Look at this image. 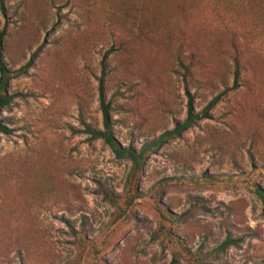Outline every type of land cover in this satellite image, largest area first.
<instances>
[{"label":"rangeland","instance_id":"obj_1","mask_svg":"<svg viewBox=\"0 0 264 264\" xmlns=\"http://www.w3.org/2000/svg\"><path fill=\"white\" fill-rule=\"evenodd\" d=\"M2 31L10 71L40 51L0 116V264H264V0H0ZM100 81L137 151L188 95L225 94L148 157L138 191L168 186L128 211L131 163L83 131L103 130Z\"/></svg>","mask_w":264,"mask_h":264},{"label":"trees","instance_id":"obj_2","mask_svg":"<svg viewBox=\"0 0 264 264\" xmlns=\"http://www.w3.org/2000/svg\"><path fill=\"white\" fill-rule=\"evenodd\" d=\"M5 36V32H0V116L4 110L9 109L14 100V95L8 94V87L11 80L16 79L22 75H25L26 71L31 67L33 61L36 59L38 52L37 50L30 58L29 62L22 68L16 71H10L4 60H3V44L2 40ZM238 79V69L235 73V83L233 87H236V80ZM99 95H100V109L102 112L103 118V130H92L90 128H86L84 133L89 136V141H102L114 154V156L119 160H128L131 163V171L129 177L127 179L125 185V200H124V210L128 211L133 203L137 200L149 198V200L153 201L156 199L157 193L159 189H163L168 186V182L166 180H162L158 183V186L153 188L151 192L147 195L140 193L138 191V182L140 176L143 173V169L148 157L158 150H160L163 146H165L168 142L180 138L184 133L193 128L197 122L201 120L208 119L209 112L220 102L222 97L225 94H220L216 96L208 106L201 112L195 113L193 109V99L190 95H188V105H187V117L183 122L177 123L172 130L166 131L162 135L153 140L146 143L140 150H135L133 148H123L116 141L113 131H112V122L109 115V106L105 103L104 94H103V83L100 81L99 84ZM10 132L0 120V135H9ZM255 194L262 200L264 204V192L255 191ZM111 204L116 206V202L107 196ZM163 228H161L162 230ZM172 236L169 235L168 239ZM165 240V237L164 239ZM173 241H177L174 238H171ZM235 242L227 238V240L218 248V251H223V249L229 245L234 244ZM179 256H174L172 260V264H176ZM193 262L191 264H206L207 256H197L193 258Z\"/></svg>","mask_w":264,"mask_h":264}]
</instances>
